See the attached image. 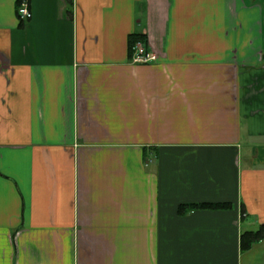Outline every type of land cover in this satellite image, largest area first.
Returning <instances> with one entry per match:
<instances>
[{
    "label": "crops",
    "instance_id": "crops-1",
    "mask_svg": "<svg viewBox=\"0 0 264 264\" xmlns=\"http://www.w3.org/2000/svg\"><path fill=\"white\" fill-rule=\"evenodd\" d=\"M28 1L0 0V264H264L263 5Z\"/></svg>",
    "mask_w": 264,
    "mask_h": 264
},
{
    "label": "trees",
    "instance_id": "trees-1",
    "mask_svg": "<svg viewBox=\"0 0 264 264\" xmlns=\"http://www.w3.org/2000/svg\"><path fill=\"white\" fill-rule=\"evenodd\" d=\"M144 37L141 34H131L128 38L129 43V54L131 57V48L136 41H143ZM229 206L228 202H201V203H191V204H181L178 206V211H184L186 208H227ZM264 238V224L258 225L253 230H244L240 236V246L242 250H247L254 242L260 241Z\"/></svg>",
    "mask_w": 264,
    "mask_h": 264
},
{
    "label": "built area",
    "instance_id": "built-area-1",
    "mask_svg": "<svg viewBox=\"0 0 264 264\" xmlns=\"http://www.w3.org/2000/svg\"><path fill=\"white\" fill-rule=\"evenodd\" d=\"M31 10L28 0H18L17 17L20 22H26L31 18ZM131 61L133 63H147L155 59L154 54L148 53L141 41H136L131 48Z\"/></svg>",
    "mask_w": 264,
    "mask_h": 264
},
{
    "label": "rangeland",
    "instance_id": "rangeland-1",
    "mask_svg": "<svg viewBox=\"0 0 264 264\" xmlns=\"http://www.w3.org/2000/svg\"><path fill=\"white\" fill-rule=\"evenodd\" d=\"M257 1V3L259 4V5H263V8H264V0H256ZM262 23H263V30H264V10H263V15H262Z\"/></svg>",
    "mask_w": 264,
    "mask_h": 264
}]
</instances>
